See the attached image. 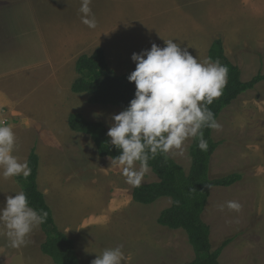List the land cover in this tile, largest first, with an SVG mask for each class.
<instances>
[{
	"label": "rangeland",
	"instance_id": "rangeland-1",
	"mask_svg": "<svg viewBox=\"0 0 264 264\" xmlns=\"http://www.w3.org/2000/svg\"><path fill=\"white\" fill-rule=\"evenodd\" d=\"M80 7L81 0H0V74H10L3 82L9 83L12 102L7 108H23L29 115L13 120L22 137L16 156L27 161L36 149L39 189L57 227L74 240L81 264L117 246L127 264L188 263L195 252L187 233L158 223L171 198L133 201L122 169L98 155L89 135L69 128V115L81 113L109 130L112 115L123 111L90 104L87 94L72 92L79 76L76 61L102 48L117 74L130 75L136 68L133 53L150 50L153 43L163 48L164 39H173L203 60L214 39L222 38L226 56L249 81L264 74V0H92L95 29L82 23ZM24 68L32 77L17 74ZM21 99L22 108L15 103ZM217 121L221 127L213 136L224 142L213 154L210 176L239 171L243 179L211 189L204 220L215 248L234 237L220 264H264V80L243 92ZM193 140L185 155H170L187 172ZM157 180L150 169L142 184ZM20 191L15 177H0V208ZM228 201L238 202L240 211L229 210ZM46 237L40 225L27 246L13 249L0 234V264H56L41 251Z\"/></svg>",
	"mask_w": 264,
	"mask_h": 264
},
{
	"label": "clouds",
	"instance_id": "clouds-1",
	"mask_svg": "<svg viewBox=\"0 0 264 264\" xmlns=\"http://www.w3.org/2000/svg\"><path fill=\"white\" fill-rule=\"evenodd\" d=\"M91 3L81 0L79 11L82 23L95 29ZM164 40L163 48L153 43L150 50L133 53L136 68L127 79L135 83V96L125 110L112 115L107 132L110 144L121 152L110 157L111 164L122 169L126 183L134 188L140 187L149 173L150 158L183 156L187 142L197 138L199 149L207 151L204 129L221 127L209 105L227 85V66L211 58L201 60L173 39ZM17 150L13 126L0 123V177L5 180L30 174L27 161L14 155ZM207 187L211 190V185ZM226 206L236 212L242 207L236 201H228ZM224 207L219 205L221 211ZM48 215L43 209L38 212L32 208L23 191L9 195L6 206L0 208V234L6 236L10 248L27 246L31 233L47 221ZM127 260L122 246H117L104 249L91 264H127Z\"/></svg>",
	"mask_w": 264,
	"mask_h": 264
},
{
	"label": "trees",
	"instance_id": "trees-1",
	"mask_svg": "<svg viewBox=\"0 0 264 264\" xmlns=\"http://www.w3.org/2000/svg\"><path fill=\"white\" fill-rule=\"evenodd\" d=\"M209 58L213 62L220 60L228 68L227 85L222 95L215 99L209 108L216 120L222 111L236 100L243 92L254 89L256 84L264 80V74L258 73L249 81L242 80L241 69L226 56L222 38L212 42ZM75 69L79 76L71 86L73 93H85L90 104L116 106L125 110L135 96L136 86L130 82L128 74H117L108 64L105 52L97 48L92 54H82L76 61ZM69 127L75 131L89 135L100 157H116L120 150L110 144L107 136L108 128L102 121H92L81 113H71L68 118ZM204 138L208 141V150L201 151L198 138L190 147L191 165L188 172L170 155L165 159L157 155L148 161L149 168L158 180L133 187V200L150 204L156 200L169 197L171 204L163 209L158 223L170 229H182L187 233L188 241L193 247L195 257L185 264H220V256L234 237L225 238L216 248L211 240V226L204 220L205 210L209 202L211 189L215 186L230 187L243 179L239 171L211 178V161L216 149L224 141L213 136L212 129H204ZM30 174L16 176L29 205L38 212H48V218L41 225L47 237L41 244V251L50 256L56 264H81L77 255L75 242L61 231L55 222L53 211L38 186L40 158L32 148L27 159Z\"/></svg>",
	"mask_w": 264,
	"mask_h": 264
},
{
	"label": "crops",
	"instance_id": "crops-1",
	"mask_svg": "<svg viewBox=\"0 0 264 264\" xmlns=\"http://www.w3.org/2000/svg\"><path fill=\"white\" fill-rule=\"evenodd\" d=\"M25 69L26 68L22 69L21 71H17V74H19V75L20 74H24L23 76H25V75H27V74H29L31 72V70H30L27 74H25ZM9 75L10 74H6V73H1L0 74V86H1L0 87V123H6V124H9V125L13 126V129H14L15 134H16V137H17V144H18V150L14 152V155H20L18 152H19V149H20L19 145H20V142L22 140V139H20V138H22V137H20L21 130L19 131V134H17V130H18L17 129V127H18L17 124L18 123H14L13 120L16 119V118H18V117L24 119V117L26 118L29 115L22 108L23 105H21V102H22V99L23 98L21 100L16 101V102L13 100L15 103H17V104H19L21 106L22 111H16L15 112L12 109L7 108L8 105L12 104V102L9 99V83L4 84L3 81H5V79H7V77ZM30 77H32V74L31 73H30ZM5 90L8 92V94L5 92ZM23 92L24 91L22 90L21 97L23 95ZM29 128L30 127H25V130H27ZM22 135L24 137L25 134H22ZM96 151H97V149H96ZM29 155H30V153H29ZM132 199H133V196H132Z\"/></svg>",
	"mask_w": 264,
	"mask_h": 264
}]
</instances>
